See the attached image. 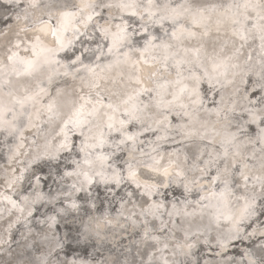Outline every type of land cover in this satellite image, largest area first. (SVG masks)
I'll list each match as a JSON object with an SVG mask.
<instances>
[{"label": "rangeland", "instance_id": "1", "mask_svg": "<svg viewBox=\"0 0 264 264\" xmlns=\"http://www.w3.org/2000/svg\"><path fill=\"white\" fill-rule=\"evenodd\" d=\"M27 1L30 6L41 2L40 0ZM216 1L220 2L221 0ZM234 1H237L239 5L251 3L254 6L263 0ZM2 2L14 11L23 9L19 0H3ZM95 2L87 0L81 7L82 9L67 8L68 10L62 11L60 18L63 19L60 23L77 26L76 28L80 29V33L79 35L75 34V37L89 38L95 42L106 39L107 30L116 29L124 23L121 19L125 16L119 17L117 15V9L123 5L124 1L97 0ZM72 6L75 7L76 5L73 4ZM182 8V3L172 1L169 3V9L166 12L169 14L163 13L157 16L150 11L144 12L139 7H134L131 10L132 14L138 16L143 27L148 29L146 33L155 30L164 35L170 34L171 37L159 41L153 35L149 36L147 51H139L133 48L126 53L121 52L110 56L111 54H106L109 49L103 48L98 52L95 60L96 62H103L107 56L126 59L127 70L132 73L131 79L127 78L126 83L132 87L142 88L141 83L143 81L139 70L140 72L141 70H158L160 72L169 62L194 65L198 63L200 57L204 59V62L213 57V61L219 66V73H223L228 67L238 70L239 73L235 80L237 89L235 91H231L230 87L226 89V92L231 91L232 93H229L222 105L223 116H215L209 119L208 125L215 126L227 121L230 123V118L238 114L245 93L249 90L253 80L262 79L261 94L264 99V43L261 46L255 43L249 46L244 44L242 34H252L255 32V28L243 17L233 19L221 26L218 25L220 21H206L203 24L193 26L196 21L192 17L185 14L179 15ZM253 9L256 11V8ZM175 10L179 11L173 16L175 18L170 20L165 18ZM260 10L256 11L254 19L261 21L264 25V12ZM258 11L260 12L258 13ZM151 15L156 16V18L150 19L149 16ZM79 16L82 21L78 24L77 18ZM248 18H252V16L248 15ZM158 21L161 23H157ZM154 24L156 27L152 29L151 26ZM76 28L75 30H77ZM100 28L102 30L99 31ZM262 30L264 33V27ZM195 32L199 33L203 40L199 42L197 49H192L186 45V42L188 38L195 35ZM172 37H175L176 41ZM205 48H209L208 54L205 52ZM91 50L87 46L80 52L77 59H74L75 61L65 63V67L69 64L73 65L76 75L87 71L91 65L82 59L90 56ZM16 53L22 54L23 50L18 49ZM14 58L10 56V59L2 64L0 60V77L5 74L4 69L8 68ZM61 68H56L54 71L58 77L61 76ZM197 69L202 76H205L201 64ZM108 83L101 76L95 75L89 89L85 90L86 87L65 76L61 79H52L42 91L33 96L30 95L35 97L36 103H34L41 110V115L39 114L35 120L37 128L36 130L34 128L28 129L27 137L24 136L25 138H22L23 140L17 144L12 151L10 160L5 164H0V264H19L17 259L27 253L36 256H43L44 254V264H59L58 262L63 264L65 261H84L85 264H98L97 259L106 257L108 254L107 248L125 250L139 241L154 243L158 242L159 238L174 240L173 234L176 233L178 227L182 226L183 216L192 213L195 207H205L202 206L204 201L202 196L211 200L220 198L225 194L229 195V199L227 200V211L222 215L232 218L238 211L241 216L238 219L235 236L226 242L214 243L212 239H216V236L197 235L193 238L192 244H189V248L185 249L186 251L195 249L197 253H201L199 248L202 247L220 259L234 260L237 263L257 264L255 260L250 258L248 252L252 249H258L256 245H264V170H262L263 178L260 180L254 176L256 172H249L242 176L237 164L232 162L227 180L215 179L212 182L213 189L209 192L206 191L209 193L207 196L202 189L207 182V174L204 168H200L198 174L186 183L184 180L185 170L182 169L177 156L170 155L168 158H164L161 155L139 165L144 171L140 177L147 180L149 178L145 173L147 170L174 167L177 170L178 181L176 186L172 187L169 194L172 198L166 199L167 203L161 199V196L154 193L151 195L147 188L140 187L133 178L131 179V177L141 173L138 170L139 167L128 168L127 171L121 169L122 166L119 163V148L121 147L117 145V141H114V133L118 128L124 127L127 122L125 116L131 110H137L139 104L131 106L129 103H122L124 106L121 105L120 114L117 113L116 109L110 108V113L107 114L108 120L104 123H100L99 119L94 117V110L102 108L104 105L111 107L112 103L106 94ZM221 83L220 78L213 85L215 92L217 91L216 95H223ZM64 86L70 96L75 97V94L78 93L81 99L75 102L66 98L63 102L67 105V110L59 112L53 103H49V100L53 95L58 94L61 91L60 88ZM217 86L218 88H215ZM154 87L156 92L161 94L164 83L160 80ZM141 91L143 90L141 89ZM193 95L197 100L202 98L198 87L193 89ZM141 96L139 99L142 98V101L145 102L146 97ZM168 98V101L173 100L174 94L169 95ZM23 100V98H16L15 107L19 109L26 107ZM117 103L119 105L120 101L117 100ZM119 115L121 116L119 117ZM208 125H206V129L210 127L209 129L212 130V127H208ZM147 134H141L145 138L148 136L146 141L133 146L135 153H149L154 146L158 145L167 149L177 139H174L175 135L169 129L162 133ZM215 138V134L208 132L207 139L209 141L212 140L213 142ZM94 144L105 146L106 154L109 151L115 153L110 160L106 157L101 163V168L104 169V163L108 160L106 170L113 174L112 182L117 183L112 192V197L108 198L104 195L105 201H103L98 190L93 188V180L88 174L92 164L88 147ZM201 149L202 147L199 148L198 154L202 152ZM180 153L185 155L187 152L182 150ZM128 184L132 190L126 199L121 200L124 206L123 213L119 215L111 213L109 211L110 201L118 197L121 198L122 192ZM237 184L239 189L235 188L238 186ZM185 188L190 191L187 205L191 207V210L186 208V204L181 198ZM245 192L256 195L252 200H247L239 211V204ZM71 195H75L76 198L74 197V199L76 200L72 201ZM148 201L151 202L150 204L156 203L157 207L159 206L158 203H166L164 206L158 207L161 209V211L156 212L158 219L147 215L148 212L143 214V217L140 216L138 211L142 207H146ZM44 238L49 239L47 245L42 243ZM54 239H60V241L56 243L53 242ZM195 239H198L197 242ZM156 247V250L149 249V262L151 259L153 261L155 255L160 254L162 257H166L171 251V248L165 243L164 245H156ZM221 249H224V252L217 254ZM113 256L114 253L111 255V259ZM139 264H144V262L140 261ZM146 264L149 263L146 262Z\"/></svg>", "mask_w": 264, "mask_h": 264}, {"label": "bare ground", "instance_id": "2", "mask_svg": "<svg viewBox=\"0 0 264 264\" xmlns=\"http://www.w3.org/2000/svg\"><path fill=\"white\" fill-rule=\"evenodd\" d=\"M2 1H0L1 64L3 62L6 63L10 59V56L15 58L12 59L9 66L7 65L8 68L4 69L5 74L0 77L1 165L10 160L12 151L23 140L22 138H25L24 136L27 135L28 129L34 128L36 130L37 128V125L35 126V120L39 114L41 115V110L35 104V97L33 98L31 96L42 91L45 85L52 79H61L65 76L72 78L74 82L76 81L81 86L86 87L85 90H87L89 89L90 83L93 82V77L95 78V75H98L109 82L106 94L109 101L113 104H111V107L104 105L102 108L94 110V117L99 119L98 121L100 123L108 120L109 116L107 114L110 113V108L112 110L116 109L117 113L120 114L119 111H122L121 105L124 106L123 104L129 103L133 106L139 104L137 110H131L125 116L127 122L124 127L118 128L114 133V141H117V145L121 147L119 148V163L123 171H127L128 168L139 167V165L161 155L164 158H168L170 155L177 156L182 169L185 170L184 180L186 183L190 182L198 174L200 168H204L207 174V182L202 189L207 196H209V190L213 189L212 182L215 179L227 180L226 178L229 176L232 162L237 164L242 176L249 172H256L254 176L258 180L263 178L264 99L261 94L262 79L258 78L252 81L249 90L245 93L243 104L241 106L239 105L241 108L238 114L230 118V123L227 121L213 126L211 124L208 125L209 119L215 116H223L221 108L226 97L229 96V93H232L231 91L237 89L235 80L239 73L238 70L228 67L223 73H219V66L213 61V57L205 62L200 57L199 61H197L198 63L194 65L169 62L160 72L158 70H141L140 72L139 70L143 81H141L142 88H140L129 86L126 83V79L130 78L132 74L127 70L128 64L126 59L117 58L116 56L111 58L110 56L121 52L126 53L129 49L133 50V48L139 51H147V44L150 41L148 37L152 35L159 41L171 37L170 34L164 35L155 30L146 33L148 29L143 27L142 21L139 20L138 16L133 15L131 10L134 7H139L142 11H150L151 13L157 14V16L163 13L169 14L166 12L169 9V3L172 1L182 3L183 8L180 10V13L175 10L170 16H166V19L170 20L175 18L173 16L179 13V15L185 14L192 17L196 21L193 26L203 24L206 21H220L218 25L221 26L233 19L243 17L246 22H250L251 26L255 28V32L252 34H242L244 44L249 46L255 43L261 46L264 43V33L262 32L264 25L259 20L255 21L254 14L257 13L256 11L258 9H262L260 11L264 12V0L257 2V5L254 6L251 3L239 5L234 0H221L220 2L216 0H123L124 6L118 7L117 15L119 17L125 16L121 19L124 23L116 29L107 30V38L96 42L89 38L75 37V34L79 35L80 29H77V26H74V24L60 23L63 19L60 18L62 17V11L68 10L67 8L80 9L87 0H40L41 2L34 6L33 4L30 6L27 0H19L23 9L21 11L15 10L16 12L9 9ZM91 1L96 3L95 1L97 0ZM73 4L76 6H72ZM253 8H256V11ZM124 13L126 14L123 15ZM81 15L84 14L81 13ZM248 15L252 16V18H248ZM153 17L156 18L153 15L149 16L150 19H155ZM77 19V23H81V17L79 16ZM159 21L157 23H161ZM151 27L153 29L156 26L154 24ZM100 30L102 29L100 28ZM172 39L175 40L176 38L172 37ZM202 40V36L195 32V35L188 38L186 45L192 49H197V45ZM87 46L92 49V54L88 57H83L82 60L88 64L90 63L91 66L87 71L76 75L75 70H73L74 66L69 64L65 67V63H72ZM103 48L109 49V52L107 50L106 54L111 55L104 58L103 62H96L95 57ZM18 49L23 50V53H16ZM208 51L209 48H205V52L207 53ZM200 64L204 68L205 76H202L197 69ZM56 68H61L60 77L54 72ZM123 77L125 78L124 80L122 79ZM220 78L222 80L220 86H223V95H216L217 91L215 92L213 85ZM160 80L164 83L161 94L156 92L154 87ZM195 87L199 88V92L202 95L201 99L199 98L197 100L193 95V89ZM228 87L231 88L230 92H226ZM215 88H218V86ZM66 89L65 86L60 88L61 91L59 90L60 92L56 95L52 94L53 96L49 100V103H53L59 112H65L67 110V105L63 102L66 98L69 101L74 100L75 102L81 99L80 94L74 93L76 96L72 97ZM172 94H174L173 100L168 101L169 95L171 96ZM141 95L146 97L147 100L145 102L142 101V98L139 99ZM16 98H23L27 108H16ZM117 100L120 101L119 105ZM206 125L208 127L211 126L212 130L209 129L210 127L208 128L209 130L206 129ZM166 129L172 130L175 135L174 139L177 138L173 145L167 147V149L159 145L154 146L153 150L146 154H137L134 152L133 146L139 145V143L144 140L146 141L148 138V136L145 138L142 135L145 133H162ZM208 132L215 134L216 138L213 142L207 139ZM200 147H202V152L198 154ZM88 149L92 157V164L90 165L88 174L93 180V188L98 190L99 194L102 195L103 201H105L106 198L104 195L108 198L110 196L112 197V192L117 184L112 182L113 174L106 170L108 160L115 153L108 150L109 153L106 154V147L99 144L91 145ZM182 150L187 153L183 155V153H180ZM106 157L108 160L104 163L105 168L102 169L101 163ZM138 170L141 173L139 175L136 174L131 179L133 178L140 187L147 188L151 195L154 193L161 196V199H164L165 202L166 199L172 198L169 194L172 187L174 188L178 181L176 175L177 170L174 167L168 169L160 167L154 170H147L145 171L149 177L147 180L140 177L142 172H144L142 171L143 169L139 167ZM159 180L162 182H157ZM235 188L239 189V185ZM131 190L132 187L128 184L124 188L121 198L118 197L110 201L109 211L111 213L117 215L123 213L124 206L121 200L126 199L130 195ZM206 191L208 192L206 193ZM189 192L185 188L181 198H183L182 200L185 202L186 208L191 210V207L187 205ZM255 195L245 192L239 204V211L245 202L252 200ZM74 197L75 195L70 196L72 201L76 200ZM202 198H204L202 206L205 207H195L192 213L183 216L182 226L178 227L176 233L173 234L175 237L174 240L170 238H159L157 240L158 242L154 243H142L139 241L125 250L107 248L108 254L106 257L97 259L98 264H139L140 261L144 262V264L146 262L149 264H236L237 262L234 260L227 261L220 259L218 256H214L202 247L199 248L201 253H197L195 249L186 251L185 248H189V244H192L193 238L197 235H205L207 237L209 235L212 237L216 236V239L213 238L212 242L221 243L228 241L237 233L236 226L238 219L241 217L239 212L237 211L232 218L222 215L227 211L229 195L225 194L220 198L211 200L206 196H202ZM165 202L158 203V207L164 206L167 203ZM150 203L148 201L146 207H142L138 212L141 217L148 212L149 214L146 213L147 215L158 219L156 212L161 211V209L157 207L156 203ZM201 239L203 238L201 237ZM54 240L52 241L56 243L60 241V239ZM42 243L47 245L49 239L44 238ZM164 243L168 244L171 251L166 257H162L160 254L155 255L153 261L151 259L149 262V249L156 250V245H164ZM186 243L188 244L185 246L184 244ZM256 247L258 249L250 250L248 255L257 264H262L264 262V245H256ZM223 252L224 249H221L217 254H222ZM113 253V259H111ZM108 258L110 260H107ZM44 259V254L43 256H36L32 253H27L21 255L17 261L19 264H44ZM58 263L60 264V262ZM63 264H85V262L65 261ZM237 264L246 263L238 262Z\"/></svg>", "mask_w": 264, "mask_h": 264}, {"label": "water", "instance_id": "3", "mask_svg": "<svg viewBox=\"0 0 264 264\" xmlns=\"http://www.w3.org/2000/svg\"><path fill=\"white\" fill-rule=\"evenodd\" d=\"M71 248V247H70Z\"/></svg>", "mask_w": 264, "mask_h": 264}]
</instances>
